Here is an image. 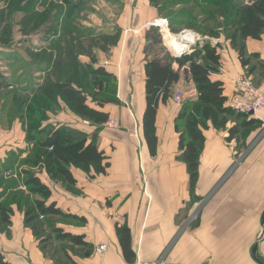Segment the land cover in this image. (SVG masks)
<instances>
[{
    "label": "crops",
    "instance_id": "1",
    "mask_svg": "<svg viewBox=\"0 0 264 264\" xmlns=\"http://www.w3.org/2000/svg\"><path fill=\"white\" fill-rule=\"evenodd\" d=\"M37 1L36 7L42 11L51 3L59 4L57 0ZM104 1L111 6L115 4L113 8L117 13L113 21L125 31L121 32L116 45L109 46L110 55L99 61L100 64L104 59L108 61L105 69L118 81V100L129 103L127 108L118 105L104 108L109 112V119H119L120 129L104 123L89 125L88 130L83 127V120L61 102L58 109L48 113L46 123L68 125L92 136L98 148L108 156L110 166L106 174L93 179L71 167L76 179L71 188L53 182L44 172L39 173L41 181L51 189L47 203L54 201L69 217L45 219L50 227L45 228V233L51 237L42 248L39 239L24 224L23 212L13 204L10 224L0 227L1 254L9 264H264V220L261 221L264 217V127L259 135H256L259 129L251 133L248 147L241 152L233 149V140H226V131L215 129L210 122L201 128L205 143L199 158L196 190L202 195L217 188L208 198L204 196L197 201L194 208L190 204L186 165L177 159L175 118L184 98L196 99L195 86L182 67L179 80L170 86L169 97L158 106L157 148L156 154L151 156L142 132L144 62L150 56L144 52L143 36L137 33L135 38L128 31H138L159 16L149 0ZM95 4V0L81 2L82 8L83 5L91 8L84 17L80 9L72 20L75 28L103 30L110 25L106 15L92 9ZM99 17L100 25H95ZM81 20L86 25H79ZM43 25L42 36H45ZM216 39L221 67L211 79L220 80L224 94L230 95L236 77L245 74L246 69L241 66L230 42L223 36ZM245 50L247 54L257 53L264 61V33L258 40L247 38ZM173 68L177 69L176 63ZM174 91L183 94L179 103L172 99ZM251 117L264 123V110ZM231 125L227 123V127ZM9 126L5 131L0 130V157L27 144L19 122L15 120ZM124 223L130 229L135 253L132 263L124 260L115 232V225ZM53 229L82 236L86 245L61 240ZM101 245L104 249L98 252L97 247Z\"/></svg>",
    "mask_w": 264,
    "mask_h": 264
},
{
    "label": "trees",
    "instance_id": "2",
    "mask_svg": "<svg viewBox=\"0 0 264 264\" xmlns=\"http://www.w3.org/2000/svg\"><path fill=\"white\" fill-rule=\"evenodd\" d=\"M57 1L58 5L51 3L40 12H33L37 10V0H10L7 4V9L12 11L11 13L25 14L26 17L22 18V21L28 26L33 27L34 22L41 26L42 24L50 25L48 29L43 30L46 36L49 35L44 39L47 46L45 45L46 47H43L38 54L30 53V51L28 53L33 61L39 62L34 63L32 68L35 67L37 72L42 71L47 75L44 81L30 88H17L10 84L0 71V109L5 111L9 125L14 120L20 121L24 140L31 147L28 157L24 160L26 167L17 173L16 183L11 182L13 188L16 187L15 191L10 193L6 189L3 190L0 185V227L6 228L10 224V217L13 214L12 205L15 204L23 212L24 224L39 239L42 248L48 244L51 237V234L45 233L44 220L52 216L69 217V215L63 214L54 201L47 203L51 197V189L41 181L38 174L44 172L53 182H60L71 188L76 183L71 167L80 169L89 179H93L98 175L106 174L110 166L108 156L98 148L92 136L68 125L46 123L48 113L58 109L61 102L80 119L93 125H103L109 119V112L104 109L108 101L98 97L99 95H94L91 90L94 86L105 83V86L109 85L110 93L114 94L117 85L116 77L106 71L105 66L86 65L79 60L74 50L72 34L83 35L85 31L77 30L72 23L82 8L83 0L77 2L61 0V3L60 0ZM179 1L166 0L159 3V0H149L150 4L156 8L158 15L170 10L180 3ZM181 1L190 2L189 0ZM192 4L188 11L175 13L174 23L187 26L190 30L196 28L197 31L202 32L203 36L209 35L211 38H219L224 34L225 39L237 51L239 62L246 69V74L252 77L257 74L259 78L253 80L256 85L262 84L264 61L259 59L257 53H246L245 40L247 38L258 40L264 33V0H195ZM205 7L213 8L214 11L208 12ZM195 10L202 14H195ZM197 16L201 20L204 18L203 21L208 24L204 23L202 27L197 26L195 20ZM0 17L2 18V15ZM168 20L170 30L174 31L170 26L173 19L169 17ZM163 30V40L166 41V32L169 31L165 27ZM97 32L102 35L105 30ZM121 32V28L117 26L115 32H110L112 35L109 32L102 35L103 45H116ZM23 40L25 42L26 39ZM64 40L66 47L62 46ZM166 44L170 47L167 41ZM105 49L107 50L106 47ZM218 49L219 42L213 45L206 41L200 46V53L185 54L181 58L151 57L144 62L145 108L142 116V132L151 156L156 154L157 148L155 119L158 106L169 97L170 86L179 80V71L182 67L185 68L197 92L195 100L182 103L175 118V129L178 132L177 159L186 165L190 204L199 201L194 196V191L198 179L199 158L205 143L201 128L206 127L207 122H210L215 129L226 131L228 134L226 140L228 142L233 140L237 150L241 152L249 145L248 137L262 123L246 113L227 107L226 103L230 95L224 94L223 83L220 80L211 79V75L218 73L221 67V55ZM144 52L146 53V49ZM92 60L96 63L94 59ZM173 63L177 64V69L173 68ZM229 122L232 125L227 127ZM2 158L0 175L10 171V168L5 165V157ZM21 175L23 178L18 182ZM18 183L25 188L28 194L26 198L24 193L17 189ZM3 191L5 193L1 194ZM5 194H8V199H4ZM70 217L77 218L71 215ZM81 220L84 221V219ZM53 232H58L57 237L61 240L75 245H86L82 236L69 232L61 233L59 229H53ZM115 232L124 260L132 263L135 253L131 247L129 227L126 223L117 224ZM0 264H9L1 252Z\"/></svg>",
    "mask_w": 264,
    "mask_h": 264
},
{
    "label": "rangeland",
    "instance_id": "3",
    "mask_svg": "<svg viewBox=\"0 0 264 264\" xmlns=\"http://www.w3.org/2000/svg\"><path fill=\"white\" fill-rule=\"evenodd\" d=\"M9 1L10 0H0V15H2V18L0 17V67H1L0 71L4 74V77L9 81V83L14 85L15 87H17V88L18 87H29L30 88L34 84L44 81V79L46 78L47 75L44 74L42 71L37 72L35 70V67L32 68V65L34 63L37 64L39 62L33 61L32 57L28 56V53L30 51V53L38 54L40 52V50L45 46V44H47V42L44 39H46L48 36H46V34H45V36H42L41 24L34 22L35 27L34 26L30 27L27 24L23 23L22 18L26 17L24 13H20V12L11 13L12 11L7 9V4L9 3ZM74 1L77 2V0H74ZM83 1H85V0H83ZM163 1H166V0H159V3H162ZM189 1H190L189 3H184L183 1L180 0L179 1L180 3H177L176 5H174L172 8H170V10L162 13V15H158L160 17L166 18L168 21V24H169V20H168L169 17H171L173 19V22H172V24H170V26H172L174 31L170 30L169 27L167 29L170 33H175V34L178 33L179 34L181 31L188 28L187 26H184L181 24H175L174 23V17L176 16L175 13L183 11V10L188 11V9L193 6L192 3L195 0H189ZM95 3H96L95 4L96 6H94V8H92V9L97 10V13L100 15H103L104 17L107 16L108 24H110V25H108L109 28L106 27L105 29H103V30H105V32H103L104 34H102V35H106V34H108V32L109 33L113 32V31L115 32V29L117 28V25L113 21V19L116 18V13H117L114 10L115 7L113 8V5L115 6V4H113L111 6V5L107 4L104 0H95ZM22 5H23V3L21 4V6ZM89 7H90L89 5H83V8L81 10L83 12H82V14H80L81 17H84L85 15H87L85 12L89 10ZM36 9H38V10H35L34 12L42 11V10H39V8H37V7H36ZM205 9L208 12L214 11L213 8H206L205 7ZM194 13L195 14H197V13L202 14V12H199L198 10H195ZM169 15H171V16H169ZM96 19H97V21L94 22L95 25H100L99 20H102V19L100 17L96 18ZM203 19L204 18H202V20H201V18H199L198 16L195 17L196 25L200 26V27L204 26V23H207V22H204ZM76 23H77V21H76ZM78 24L81 26L86 25V23H83L82 20ZM101 25H102V23H101ZM49 26H47L45 24L43 25V27L46 29H48ZM152 27H154V28L141 27L140 29H138V31H131L130 30V31H128V33L134 35L135 38L137 37L135 35L137 33H138V35L143 36L141 42L143 43V48L146 49V55L150 56L149 58L159 57L162 59L163 58L166 59L168 56H172L175 58L176 53L174 51H172V49H170V47L166 44V41L163 40L164 30L160 29L159 27H155V26H152ZM76 29L80 30L79 27L78 28L76 27ZM82 29H84V28H82ZM194 29L197 31L196 28H193V30ZM47 31H51V30H47ZM92 31H96V32L93 33ZM97 31L98 30H86L85 29L83 35L79 34V33H73L72 34V36H73L72 42H73L74 50L76 51L79 60L82 61L83 63H85L86 65L91 64L95 67L100 64L99 63L100 60H102L103 58L108 57L110 55L108 52L109 46L103 45L102 35L101 34L99 35ZM122 31L125 32L124 30H122ZM198 31H197V33L200 35L201 39H200V41L195 40V38L193 39L195 41V43L196 42L197 43H196V45H195V43H192L193 45H190L191 48L193 47V49H191L190 53H195V54L200 53L199 52L200 46L206 41L211 42L210 41L212 39L211 36H209V35L203 36L202 32L200 30H198ZM23 34L28 35L26 38L27 41L25 40V42H23L24 41L22 38ZM110 34L112 35V33H110ZM65 36L66 35H64V37ZM221 36L224 37L225 35L222 34ZM65 38H66V40H68L67 37H65ZM214 38L216 39V37H214ZM66 45L67 44L65 41L62 44V46L66 47ZM187 46H188V44H187ZM105 47L107 48V50L105 49ZM3 48H7V49H3ZM183 49L185 51V47ZM185 52H187V51H185ZM30 56H32V54ZM92 59H94V61L96 63H94ZM104 61H105V59H104ZM102 63H103V61H101L100 65H102ZM253 63H255V62L253 61ZM257 72H258V70L256 71V73ZM182 75H184L183 72H182ZM256 75L257 74L253 75V79H255V80H257L259 78V77L257 78ZM262 83H264V82H262ZM97 84H99V83H97ZM104 88H106V89H104ZM118 88H119L118 85H116V92L114 94H111L109 85L105 86V83H103L101 85L94 86V88L91 90V93H93L94 95H99L98 97L106 99L108 101V103L106 104V106H108V108H111V107L113 108V106H115V105H118L120 107L121 106L126 107V105L129 106V103H127V102L122 103L118 100V97H117V94L119 93ZM183 91L188 92L186 90H183ZM88 94H90V93H88ZM187 100H189V97L184 98L183 103L186 102ZM89 102L91 105L93 104L90 99H89ZM117 120H118V126L116 128L114 127L116 130L120 129V121H119V119H117ZM7 121L8 120L6 118L5 111L0 109V130L5 131L8 127H10ZM83 121H85V120H83ZM83 121H82V125H83V127H86L87 129L89 128L88 127L89 125H93L89 122L86 123L87 121L86 122H83ZM13 122H15V120ZM18 122L20 124V121H18ZM263 127H264V123L262 122L261 126L259 128H257L259 130H257V129L254 130V132L257 130L256 135L260 134L261 129ZM106 128H108V127H106ZM88 130H90V129H88ZM23 146L24 147L21 149H17L15 151L11 150V151L6 153L7 155L5 156L4 162H5V165H7L10 168V171H9V174L0 175V177H1L0 185H1V188L3 190L6 189V191L8 190L9 192L15 191L14 189L16 187L13 188V184H11V182L15 181V183H16L17 173L26 167L24 160L28 157V154L30 152L31 147L28 144H25ZM233 149L237 150L235 142L233 143ZM21 178H23L22 175H21V177H19L18 182L21 181ZM18 184L20 186L18 185L19 188L17 186V189H20L24 193L23 194L24 198H26V196L28 194H27L25 188L22 186L21 183H18ZM216 188H217V186H215L212 191L210 189L209 191L203 193L202 195H199L197 193V190H196L197 189V183H196L194 196L196 198H198L199 200H201L202 198H205V197L208 198L210 195L215 193ZM16 191H18V190H16ZM4 193H5V191L1 192V194H4ZM7 196H8V194H5L4 199L5 198L8 199L9 197H7ZM29 197L31 199L33 198V196H29ZM195 205H196V201L194 203H192V206L194 208H196ZM51 223L55 224V221H52ZM43 225L45 228L50 229V227H47L49 224L45 220H44ZM45 231H47V230H45Z\"/></svg>",
    "mask_w": 264,
    "mask_h": 264
},
{
    "label": "built area",
    "instance_id": "4",
    "mask_svg": "<svg viewBox=\"0 0 264 264\" xmlns=\"http://www.w3.org/2000/svg\"><path fill=\"white\" fill-rule=\"evenodd\" d=\"M152 26L159 27L160 29L163 30V27L168 29L169 24L166 18L158 17L153 21L145 24V27L147 28ZM185 32L192 33L193 35L192 43H195V41L193 40L194 38L195 40L200 41L201 39L200 35L193 30L185 29L181 31L179 34ZM22 38L26 39L27 36L23 35ZM210 41L213 45L218 43V40L215 38H212ZM191 49L192 48L190 47L189 44L185 50L187 51L185 52V54H189L191 52ZM102 65L103 66L108 65V61L106 60L103 61ZM182 95L183 94L181 91H175L172 94V99L174 100V102L179 103L182 100ZM226 104L227 107H229L234 111L246 113L249 116H254L260 110H264V83L260 85H256L252 76L247 75L246 73L237 76L234 81V91L232 94H230ZM106 125L109 127H117L118 121L116 119L110 118L107 120ZM2 160L3 158L0 157V162H2ZM5 174H9V172H6ZM103 249H104L103 245L97 247L98 252H101Z\"/></svg>",
    "mask_w": 264,
    "mask_h": 264
},
{
    "label": "bare ground",
    "instance_id": "5",
    "mask_svg": "<svg viewBox=\"0 0 264 264\" xmlns=\"http://www.w3.org/2000/svg\"><path fill=\"white\" fill-rule=\"evenodd\" d=\"M192 38H193V35L191 32H185L181 34H178V33L174 34V33L166 32V41L170 45V48L172 49V51H174L176 54L183 52L184 47L186 50L187 44L189 45L192 43Z\"/></svg>",
    "mask_w": 264,
    "mask_h": 264
},
{
    "label": "water",
    "instance_id": "6",
    "mask_svg": "<svg viewBox=\"0 0 264 264\" xmlns=\"http://www.w3.org/2000/svg\"><path fill=\"white\" fill-rule=\"evenodd\" d=\"M190 45H193V44L191 43ZM184 55H185V51H183V52H181V53H179V54H176V55H175V58H181V57L184 56ZM195 212H196V211H195ZM195 212L192 213V215L189 217V219H188L187 222L191 221V219H192L193 216L195 215ZM263 220H264V217L262 216V220H261V221H263ZM255 250H256V245L253 247V252H255Z\"/></svg>",
    "mask_w": 264,
    "mask_h": 264
}]
</instances>
